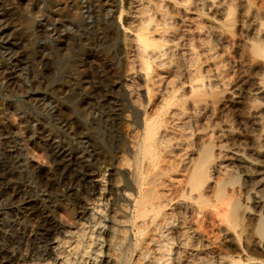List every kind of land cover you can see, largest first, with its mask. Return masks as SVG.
I'll return each mask as SVG.
<instances>
[{
    "label": "bare ground",
    "instance_id": "obj_1",
    "mask_svg": "<svg viewBox=\"0 0 264 264\" xmlns=\"http://www.w3.org/2000/svg\"><path fill=\"white\" fill-rule=\"evenodd\" d=\"M89 2L92 7L87 15L88 12L91 14V20L75 30L66 31L75 54L80 57L85 54L82 40L90 39V35L96 36L110 25L113 10L119 5L117 16L123 27L121 37L115 36V32L106 37L103 34L102 41L118 39L112 54L119 50L124 52L129 70L125 73L128 82L123 85L130 103L147 107L139 100L137 85L130 76L139 72L146 103L151 106L148 112L143 108V120L126 123L128 157L120 154L115 165L110 167L108 190L116 195L109 201L104 234L90 232V243L97 241L100 245L94 249L97 252L93 259L102 253L97 262L90 264H264L262 258L241 256L243 247L248 250L264 248V214L261 210L264 208L261 194L264 188V21L257 19L256 8L250 6L249 0H111L112 12L101 22L99 0ZM57 11L53 9L47 14L52 32H57L64 24L58 20ZM210 11L213 15L208 13ZM3 12H0L1 36L10 22L14 24L9 7ZM19 31L14 29L18 38ZM225 31H229L230 36L224 40ZM6 35H10L6 44L14 41H10L13 33ZM15 42L18 52L6 53L14 65L18 64L16 57H26L29 53V49H23L22 42ZM217 43L229 45L236 52L231 65L238 73L233 80H230L231 66L217 51ZM3 53H0V62L5 64ZM3 66L0 75L11 74L8 65ZM73 69L77 73L76 66ZM79 78L71 75L62 85L73 88ZM233 100L240 104V111L248 120L252 152L246 151L239 143L232 142L234 145L229 146L225 137L223 140L217 137L218 131L221 134L223 129L217 128L211 119L221 116L226 120L223 116ZM111 126L114 127L113 123ZM14 127L24 144L40 136L30 134L19 124ZM224 127L232 136L230 120ZM50 145L58 157L59 168L68 173L65 168L69 167L66 164L71 153L61 150L52 141ZM94 145L90 148L92 155L96 152ZM25 162L21 160L20 165L25 166ZM76 162L83 169L82 197L85 201L92 200L95 195L98 200L104 198L102 189L94 188L91 162L87 164L78 159ZM122 167H126L127 173L121 179L115 171ZM23 168L10 172V176L16 177L9 182L14 196L21 192L17 187L22 184V176L28 173L27 166ZM238 171L242 182L234 174ZM74 195L73 198L71 194L69 197L56 196L53 209L51 205L37 213L35 232L44 240L62 232L60 218L55 217L58 211L66 220H71L73 213L84 210L81 200ZM241 197L256 201L259 209H251ZM95 209L92 208L91 212ZM99 209L97 206V211ZM20 214L11 233L5 234L0 228V238L5 239L6 246H11L16 241L14 237L21 235L17 225L23 226V221L33 220L35 215L23 211ZM101 222L99 220L98 224ZM90 243L83 245L76 240L55 264H71L75 253L80 250L82 254L90 252ZM2 250L0 264L10 263L18 257L20 260L25 258L23 254ZM42 260L44 262L39 264H49L51 259L42 256Z\"/></svg>",
    "mask_w": 264,
    "mask_h": 264
},
{
    "label": "rangeland",
    "instance_id": "obj_2",
    "mask_svg": "<svg viewBox=\"0 0 264 264\" xmlns=\"http://www.w3.org/2000/svg\"><path fill=\"white\" fill-rule=\"evenodd\" d=\"M58 1L0 0V12L7 10L9 7L15 24L14 26L10 22L6 27L7 30L2 36L0 35V53L4 52L5 60V64L0 62V70L4 69L3 65H8L7 68L11 72L9 74L10 72L7 70L6 73L9 75H5V77L0 75V228L5 234L11 233L15 228L16 221L21 217L20 212L22 211L36 215H32L33 220L23 221V226L21 224V227L17 225L21 235L17 234L19 236L14 237L16 241L11 246H6L5 239L0 238V251H3L2 249L11 250L13 253L16 252L20 256L23 254L25 257L23 260H20L19 257L15 258L10 263L4 264H39L44 262L42 256H48L51 259L49 264H55L59 258L66 254V251L71 249L76 240H79L83 245L90 243V232L92 230L93 233L104 234L103 232H105L108 224L109 201L112 200V196L116 195L114 192L110 194L108 190L110 167L116 163V159L120 154L125 155L123 157H128V149L125 148L126 123L134 124V120H143L145 107L142 105L141 107L133 106L123 85V83L128 82L125 79V73L129 70L124 60V52L119 50L115 55L112 54V51L117 47L118 39L110 38L105 42L102 41L104 36L113 35L114 32L115 36L121 37L123 27L122 24L120 25L117 16L120 6L118 5L113 10L114 23L106 25L107 28L105 27L104 30L98 32L96 36L90 35V39L84 38L82 40L85 46H83L85 54L80 57L75 54L71 43L68 42L69 39L66 33L75 30L78 26L85 25L91 20V14L88 12L87 15V11L91 9L92 4L89 0ZM102 1L104 2V0H99L101 22L103 18H107L109 12H112L109 3L111 0H108V2L106 0L104 3ZM249 3H251L250 6L254 10L256 8L257 19L260 18L259 21H264V0H249ZM106 5L108 6L106 7ZM122 7L125 8V2L122 3ZM107 8H109V11ZM53 9L58 10V16L56 14L58 20L64 22V27L61 25L57 32H52L51 21L47 20V14ZM208 13L213 15L212 11ZM76 24L79 25L76 26ZM14 29L20 30L21 35L19 38L14 34ZM226 31L223 34L224 36L222 35L223 39L230 36V32ZM5 33H13L10 41H14L6 44L8 41L7 36L10 37V35ZM15 40H18L20 44L25 43L22 44L23 49H29L26 57L24 55V57H16L18 62L16 65L8 60L9 54L17 53L19 50ZM224 45L217 43L216 49L221 52L224 62L231 66L230 80H233L238 73L236 67L231 65L236 58V52H233L234 49L229 45H225V47ZM7 52H9L8 55ZM74 66L79 72L76 73L73 69ZM71 75L80 78L72 86L73 88L67 89L63 87L62 83ZM130 76H132V79L134 78V84L137 85L135 88L139 100L147 106L145 110L150 111L151 106L148 107L149 103H146L147 99L142 85V74L133 72ZM24 87L27 89L23 90ZM182 90L181 88L180 91ZM234 101H230L227 105V108H229L226 109V114L223 116L226 120H223L221 116H215L216 118L213 116L211 120L215 121L214 124L217 128L223 129L221 134L218 131V139L223 140L225 137L224 141L228 140L229 146L239 143L246 151L252 152L248 120L240 111V104L236 101V104H234ZM229 120L232 136H229L230 133L224 127L225 122L228 121L229 123ZM245 121L247 126L244 125ZM112 123L114 127L111 126ZM17 124L30 134H39V138L35 137L32 141L24 144L14 127ZM5 127L6 129H4ZM192 138L194 142V136ZM47 139L50 141L47 142ZM51 141L57 144L61 150L71 153L70 158L73 160L70 159L66 164L69 165L65 168L68 172L66 174L64 170L61 171L59 168L58 157L55 155L54 150L50 148ZM92 145H94L96 151L93 155L90 153ZM16 152L18 154H15ZM13 155H16L14 160ZM77 159L87 164L91 162L89 165L94 175V188L95 190L102 189L101 192L104 198L98 200L97 195H95V198L92 196V200L85 201L82 197L84 185L81 173L83 169L81 170L80 165L76 162ZM21 160L22 162L26 161L25 164H27L25 166L20 165ZM26 166L28 173L22 176V184L17 187V191L21 192L14 196L9 182L16 177L10 176V172L22 170ZM115 172L122 179L126 177L127 169L122 167ZM234 174L237 175V180L242 182L239 171L238 173L234 172ZM73 194L81 200L84 210L73 213L71 220H66L59 211L57 212L59 215L56 213L58 216L54 213L57 220L60 218L63 227L62 232H57L49 239L44 240L40 234L35 232L37 228V221L35 222V220L38 219L37 213L41 210H47V206L52 205L51 208L53 209L56 196L64 195L73 198ZM261 194L264 197V188H262ZM241 201L248 204L251 209H259L258 203L251 198L241 197ZM60 202L63 203V201ZM97 206L100 208L98 211ZM92 208H96L95 211L91 212ZM263 209L261 210L264 214ZM56 211L54 210V212ZM99 220H102L100 224H98ZM99 246L97 241L96 243H90V252L82 254L80 250L75 253L72 256L73 262L71 264L97 262L102 253H98V257L95 259L93 257L97 252L94 249ZM243 248L242 257L247 255L264 259V248L258 250ZM189 252L193 254V251Z\"/></svg>",
    "mask_w": 264,
    "mask_h": 264
}]
</instances>
